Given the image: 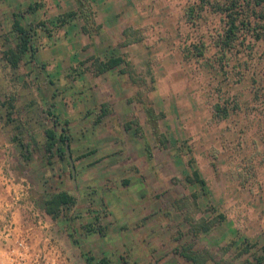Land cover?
Listing matches in <instances>:
<instances>
[{
	"label": "rangeland",
	"instance_id": "1",
	"mask_svg": "<svg viewBox=\"0 0 264 264\" xmlns=\"http://www.w3.org/2000/svg\"><path fill=\"white\" fill-rule=\"evenodd\" d=\"M197 2L91 0L88 37L77 14L60 19L74 0H0V224L11 215L31 242L47 233L66 264H264V41L240 29L221 55L222 15L205 7L189 22ZM13 14L30 43L15 69ZM193 43L202 55L185 57ZM95 55L130 64L94 74ZM214 103L227 110L217 121ZM52 123L65 127L72 174L65 148L43 149ZM192 165L207 195L192 196ZM56 190L74 201L51 218L38 203Z\"/></svg>",
	"mask_w": 264,
	"mask_h": 264
},
{
	"label": "trees",
	"instance_id": "2",
	"mask_svg": "<svg viewBox=\"0 0 264 264\" xmlns=\"http://www.w3.org/2000/svg\"><path fill=\"white\" fill-rule=\"evenodd\" d=\"M74 1L76 4L75 11L66 12L64 14L65 16L60 19L65 22L66 18L69 19V17L77 14V16L82 20L81 30L86 33L88 37H91L97 28V24L95 23L92 13L91 0ZM28 7L33 9L34 6L29 5ZM205 7H209L212 11L222 15L224 22L222 33H220V35L215 39L214 44L221 55L234 45V42L237 39V32L240 29L246 28L247 30H250L253 39H261L264 41V0H198L196 5L193 3L184 9V15L189 22L194 23L199 12ZM252 16L254 18L253 22H255L253 24L250 21ZM12 29L17 34L18 42L16 44V48L8 49L4 52V56L6 62L9 63L12 69H15L18 59L30 48V43L28 31L15 17V14H13L12 18ZM189 46L193 50L190 51ZM189 46L184 47L185 57L202 55V43H193ZM119 64L128 66L130 63L125 61L124 58L119 55H111L103 59L95 55L91 60V66L94 74L103 73L104 71ZM141 105L145 115V120L148 123L151 132L160 138V133L157 127V116L152 106L145 101L141 102ZM212 109L211 119L213 121L221 119L227 113L226 108L218 103H214ZM54 123L43 130V149L48 155H51L56 150H61V154H64V148L67 145L65 127L60 126L58 130L55 128L56 123ZM12 138L15 140L19 148L23 150L24 145L19 142L16 137ZM143 149L145 158L150 161L152 158V152L147 141L143 142ZM190 162L192 161L189 160V163ZM185 180L190 184H195L199 190L198 195L195 193L192 195L193 197L197 198L199 195H207L206 181L195 166L192 165V169L185 176ZM73 201L74 200L71 195H69L66 191L56 190L47 194V197L39 202L38 206L51 218H56L59 211L63 207H69ZM218 218L219 221H221L223 219V215L219 213ZM262 257H259L258 259L259 264L262 263V261H260ZM189 258L191 259V257ZM96 264H107V262L102 259ZM195 264H198L196 260Z\"/></svg>",
	"mask_w": 264,
	"mask_h": 264
},
{
	"label": "built area",
	"instance_id": "3",
	"mask_svg": "<svg viewBox=\"0 0 264 264\" xmlns=\"http://www.w3.org/2000/svg\"><path fill=\"white\" fill-rule=\"evenodd\" d=\"M40 223V219H36ZM0 224V264H66L53 248L51 238L42 234L39 245H33L28 233H16L11 215L1 219Z\"/></svg>",
	"mask_w": 264,
	"mask_h": 264
},
{
	"label": "crops",
	"instance_id": "4",
	"mask_svg": "<svg viewBox=\"0 0 264 264\" xmlns=\"http://www.w3.org/2000/svg\"><path fill=\"white\" fill-rule=\"evenodd\" d=\"M142 149H143V147H142ZM7 155H8V153L2 154L0 156V162H4ZM24 203H25V201L23 199H21V201L19 202V204H17V207L15 208L14 215H13V217H15V219L19 218L20 217V214L23 213V206H24L23 204ZM15 221H19V220H15ZM42 234L43 233H41L40 231H36V230L33 232V234H32L33 235L32 236V238H33L32 244L33 245H39L40 244V242L42 240ZM1 261H2V257L0 255V262Z\"/></svg>",
	"mask_w": 264,
	"mask_h": 264
},
{
	"label": "water",
	"instance_id": "5",
	"mask_svg": "<svg viewBox=\"0 0 264 264\" xmlns=\"http://www.w3.org/2000/svg\"><path fill=\"white\" fill-rule=\"evenodd\" d=\"M65 155L67 157L68 164H69V167H70V172L72 174L73 173V165L71 163L70 153H69V149H68L67 145L65 146Z\"/></svg>",
	"mask_w": 264,
	"mask_h": 264
}]
</instances>
